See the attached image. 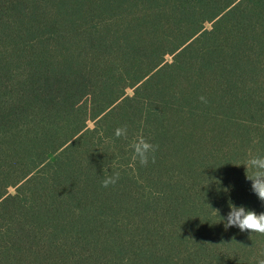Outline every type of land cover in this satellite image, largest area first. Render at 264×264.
Returning a JSON list of instances; mask_svg holds the SVG:
<instances>
[{"label":"trees","instance_id":"trees-1","mask_svg":"<svg viewBox=\"0 0 264 264\" xmlns=\"http://www.w3.org/2000/svg\"><path fill=\"white\" fill-rule=\"evenodd\" d=\"M249 155L264 0H0V264H257Z\"/></svg>","mask_w":264,"mask_h":264},{"label":"clouds","instance_id":"clouds-1","mask_svg":"<svg viewBox=\"0 0 264 264\" xmlns=\"http://www.w3.org/2000/svg\"><path fill=\"white\" fill-rule=\"evenodd\" d=\"M117 138L127 139V127L117 128L115 130ZM133 149V160L138 161L140 165L147 166L149 161L155 163V153L158 150V145L153 144L143 137H140L131 145ZM246 169V179L251 181L252 191L258 196L259 200L264 202V155H249L246 162L243 164ZM251 172V175L248 173ZM120 178V173L109 175L102 181V186L107 188L110 185H115ZM230 211L225 218H220L227 230L230 227H238L241 232H249L250 234H258L264 236V213L257 214L253 210H249L244 206H235L229 204ZM218 214V211H214ZM257 264H264V258L257 260Z\"/></svg>","mask_w":264,"mask_h":264},{"label":"rangeland","instance_id":"rangeland-1","mask_svg":"<svg viewBox=\"0 0 264 264\" xmlns=\"http://www.w3.org/2000/svg\"><path fill=\"white\" fill-rule=\"evenodd\" d=\"M208 27H210L209 24H207ZM170 58V57H169ZM129 92H131V90H129ZM90 125H92V123H90ZM11 191H13V189H11Z\"/></svg>","mask_w":264,"mask_h":264}]
</instances>
